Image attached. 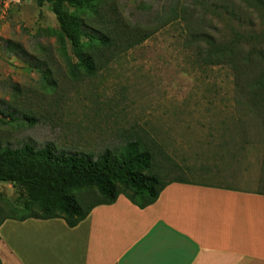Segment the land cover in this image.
<instances>
[{
    "label": "rangeland",
    "instance_id": "obj_1",
    "mask_svg": "<svg viewBox=\"0 0 264 264\" xmlns=\"http://www.w3.org/2000/svg\"><path fill=\"white\" fill-rule=\"evenodd\" d=\"M174 1L114 4L124 18L152 27ZM179 1L189 5L192 0ZM238 9L237 16L207 14L206 20L218 27L220 36L230 37V26L241 24L242 31L264 33L259 13L245 5ZM58 28L48 2L0 0L3 146L52 143L59 150L98 154L126 134L147 132L170 155L164 166L176 165L164 169L166 179L182 176L264 191V127L247 104L236 101L231 69L202 64L186 47L182 19L160 26L94 76L71 72L66 55L78 60L74 47L58 40ZM0 207L13 208L17 216L38 208L22 189L5 182H0ZM13 224L6 223L1 234L17 250L18 226ZM16 250L0 243L4 264H16Z\"/></svg>",
    "mask_w": 264,
    "mask_h": 264
},
{
    "label": "trees",
    "instance_id": "obj_2",
    "mask_svg": "<svg viewBox=\"0 0 264 264\" xmlns=\"http://www.w3.org/2000/svg\"><path fill=\"white\" fill-rule=\"evenodd\" d=\"M34 1L40 6L49 3L59 24L58 40L63 46L71 44L78 60L74 63L66 55L68 67L85 76H94L160 26L182 19L186 47L202 64L231 69L236 101L247 104L264 126V33L242 31L241 24L240 28L230 26V37L220 36L218 27L206 20L207 14L222 19L237 16L238 6L245 5L264 21V0H192L189 5L175 0L155 17L152 27L124 18L115 0ZM165 160L170 162V155L147 132L126 134L120 143L98 154L59 150L52 143L10 147L0 142V182L22 189L28 202L38 207L20 216L13 208L0 207V227L7 219L28 218H61L76 227L94 207L113 204L120 195L145 208L157 201L169 183L190 181L182 176L166 179L165 172L176 165L164 166Z\"/></svg>",
    "mask_w": 264,
    "mask_h": 264
},
{
    "label": "crops",
    "instance_id": "obj_3",
    "mask_svg": "<svg viewBox=\"0 0 264 264\" xmlns=\"http://www.w3.org/2000/svg\"><path fill=\"white\" fill-rule=\"evenodd\" d=\"M9 221L18 226L17 250L1 234ZM2 240L16 264H264V192L173 181L145 208L120 195L76 227L7 219Z\"/></svg>",
    "mask_w": 264,
    "mask_h": 264
}]
</instances>
